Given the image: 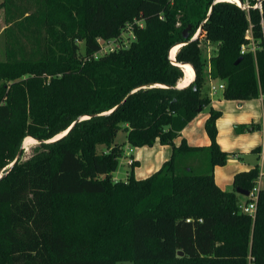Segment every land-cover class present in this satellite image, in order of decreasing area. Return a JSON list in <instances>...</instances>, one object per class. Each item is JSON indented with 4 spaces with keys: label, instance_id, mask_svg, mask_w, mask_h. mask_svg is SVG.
Wrapping results in <instances>:
<instances>
[{
    "label": "trees",
    "instance_id": "obj_1",
    "mask_svg": "<svg viewBox=\"0 0 264 264\" xmlns=\"http://www.w3.org/2000/svg\"><path fill=\"white\" fill-rule=\"evenodd\" d=\"M215 1L0 2V175L27 137L49 141L70 130L35 144L0 179V264H264V188L254 216L240 209L249 196L237 192L256 186L260 165L239 171L230 190L217 184L229 153L217 143L222 112L204 89L210 77L223 82L227 100L264 94V0H242L250 8ZM186 29L189 42L175 55L196 74L179 88L185 73L169 53ZM249 29L256 50L241 53ZM99 39L120 46L101 54ZM203 39L215 46L208 73ZM205 106L210 144L182 137L176 145ZM122 129L132 147L159 142L173 147L171 157L144 179L133 158L128 179H115Z\"/></svg>",
    "mask_w": 264,
    "mask_h": 264
},
{
    "label": "rangeland",
    "instance_id": "obj_2",
    "mask_svg": "<svg viewBox=\"0 0 264 264\" xmlns=\"http://www.w3.org/2000/svg\"><path fill=\"white\" fill-rule=\"evenodd\" d=\"M1 1L2 0H0V2ZM262 3H263V0L259 2V6H262ZM242 5L246 8H248V5H246L245 3H243ZM5 27H6L5 9L0 8V60H6L7 40H6L5 35L3 33ZM197 34H198V32L194 36H196ZM127 35L128 34H126V33L124 34V39H126L125 42L129 43L131 41V39H127L126 38ZM202 45H203L202 46L203 53L205 54V59H207L206 72L208 73V66L210 63V57L213 55V48L215 46L213 44H211L210 42L206 41L205 39L202 40ZM81 50H82V52L85 51L84 42L81 43ZM209 82H210L209 83L210 90L208 89V91L206 90V92H208L212 97L213 91L211 89H212V87H216L217 91H216V94L213 95V99L215 100V99H218L221 97V100L219 101L218 107H217L222 112L221 116L219 117L217 124H216V126L218 128L217 143L219 145H221V148L224 151L229 153V157H228L226 164L218 167L216 170V181H217L219 186L221 185V186L227 187L226 189L230 190L233 188L234 176L239 171L243 170L244 167L247 168L250 165H252V164L256 165V163H257L256 162L257 159L255 156H244L242 158L239 157L241 154L240 152H245V148H247V147L243 144H240V143L235 144V140H236V142L237 141L240 142L241 140H240V138L236 139V137L238 135L232 136V134L234 133V131L236 133H240V134L247 133V132H254V133L256 132L260 136V134L262 135V132H261V128H257L254 131L238 130V127H240L241 125L251 126V125L257 124L259 122H253V121H250V122L239 121V122H237L236 120L239 116H241L242 118H246V116L243 115L241 108H238V105L233 110L229 108L230 100H227L223 96V90L219 88V84H220L219 79L214 80V81L212 79L211 80L209 79ZM207 85H208V83H206L205 87ZM205 87H204V89H205ZM204 108L205 109L202 112H200L198 117L202 116L206 120V117L209 116L210 108H209V106H205ZM261 119L263 121L264 116ZM202 127H203L204 131L207 132L206 127H205V121H204V124L202 125ZM220 132H222V135H224V136H222L223 140H221V136H219ZM181 137L186 138V140H187V138H192L189 135V131H185L184 133H182ZM208 137H209V135H208ZM226 139L230 140L231 143H229V144L226 143ZM181 140H182V138L179 137V138L175 139L174 142L176 145H178V144H180ZM260 141H261V139H260ZM260 141L256 140L257 143H259ZM115 142L119 143V144H123V147L125 148V154L123 157H121L119 159V165L120 166H119L118 170L114 173V176L117 177V180L125 181L128 179V176H129L131 169H132V167H131L132 165H130L128 162L130 159H133L134 157H132L130 155L131 154L129 152L130 151V146H129L130 144L127 143V132L124 129H122L119 132V134L116 137ZM187 142L189 143L188 140H187ZM209 144H210V138H209ZM209 144H207V145H209ZM34 145L35 144L29 145L26 147V151L23 155V159H27V158L32 156V154H33L32 148ZM192 145H194V144H192ZM263 145H264V141H261L260 147H262ZM168 146L169 147L167 148V151L169 152V155H168V159H169L173 153V147L170 145H168ZM225 147H227L229 150L225 149ZM154 148H156V147H150V146L141 147V148L135 147V150L132 153H135V156H136V153L139 154V153H146L148 151L150 152V151L154 150ZM103 149H106V147L99 146L100 151ZM242 154H244V153H242ZM146 163L147 162L145 160H141V164H139V166H137L135 168L136 174L137 173L141 174V172L145 171V169L147 167ZM188 163L191 164L195 168H198V166H199L198 159H195V158L190 159V161H188ZM142 178L144 179L145 177H142ZM263 183H264V181H263ZM118 264H133V263L132 262H119Z\"/></svg>",
    "mask_w": 264,
    "mask_h": 264
},
{
    "label": "crops",
    "instance_id": "obj_3",
    "mask_svg": "<svg viewBox=\"0 0 264 264\" xmlns=\"http://www.w3.org/2000/svg\"><path fill=\"white\" fill-rule=\"evenodd\" d=\"M209 79L211 80V78L210 77L208 78V82H207L208 83V85H207L208 87L207 86L205 87V90H207V91H208V89L210 90ZM221 83H223V82L220 81V84ZM179 87H180V85H179ZM214 94H216V93H212L211 106L213 108L218 109L217 107H218L219 101L221 100V97L214 100L213 99V95ZM262 95L263 94H261L258 98H254V99H251V100H239V99L230 100V104H229V108L232 109V110L234 108H236V106L238 105V108H241L243 115L246 116V118H242L241 116H239L237 118V120H236L237 122H239V121H246V122L253 121V122H259L257 124L261 125L262 135L259 133L261 137L256 132L255 133L254 132H247V133L240 134V133H236L234 131V133L232 134V136H237L238 135L236 137V139L240 138V140H241L240 142H238V141L236 142V140H235V144L240 143V144H243V145H245L247 147V148H245V152H240L241 154H240L239 157L242 158L244 156H255L256 159H257V161H256L257 163L256 164L259 163V165L261 164V162H260V154H259L260 151L255 153V150H256V148H260L261 141H264L263 140L264 139V128H263V125H262L263 121L261 119L264 116V100L262 98ZM206 119H207V117H206ZM204 121H205V118H203L202 116L196 117L182 131V133H184L185 131H189V135L192 138H187V140L189 141L190 144L192 143V144H194L196 146L209 144L208 134H207L206 131H204V129L202 127V125L204 124ZM219 136H221V140H223L222 136H224V135H222V132H220ZM180 138H182V137H180ZM260 139H261V141H260ZM256 140L260 141V142L257 143ZM229 141L230 140L226 139V143H228V144L231 143V141L230 142ZM129 146H130V151L129 152L131 153L130 155L132 157H134V160H138L140 162V164H141V160H145L147 162L146 163L147 167H146L145 171L141 172V174L140 173L136 174V171H135L136 178H138V179H143L142 177L146 178L148 175H150L153 172L157 171L158 169L161 168V166L163 165L165 160L168 159L169 152L167 151V148L169 146L166 145V144L161 145L159 142H156L153 146H150V147H156V148H154V150H152L150 152L148 151L146 153H139V154L136 153V156H135V153H132L135 150V147H132L131 145H129ZM225 149L229 150L227 147H225ZM242 153H244V154H242ZM220 166H223V165H220ZM220 166H217L216 169H215V181H216V170ZM254 166H256V165L252 164V165H250L247 168L244 167L243 170H249V169L253 168ZM115 179H117V177H115ZM263 179H264V177L261 179L262 180L261 181V188H264V183H263L264 180ZM220 187H222L223 189L227 188V187H224V186H221V185H220Z\"/></svg>",
    "mask_w": 264,
    "mask_h": 264
},
{
    "label": "built area",
    "instance_id": "obj_4",
    "mask_svg": "<svg viewBox=\"0 0 264 264\" xmlns=\"http://www.w3.org/2000/svg\"><path fill=\"white\" fill-rule=\"evenodd\" d=\"M246 35H247L246 37L249 40V42L242 45L241 53H245L249 50H251L252 52L256 50L257 44H256V41H255L254 36L252 34V30L249 29L247 31ZM99 42L101 44V49H100L101 54L114 51L117 48H119V46H120V43L115 39H109L107 41H105L103 39H99ZM219 88L223 89L224 84L223 83L219 84ZM211 90L213 91V93H216L217 88L212 87ZM262 98L264 100V94L262 95ZM262 125L264 128V119H263ZM259 154H260V162H261L260 173H259V176L257 178L258 182H257L256 186L249 192V195H248L249 198L251 199V201L249 203L240 204V209L245 213H249L251 216H254L257 212V204H258V200H259L258 196H259V191L261 189V181H262L261 179L264 177V145L261 147ZM132 161L133 160L130 159L129 164H131ZM188 221H191V219H188Z\"/></svg>",
    "mask_w": 264,
    "mask_h": 264
},
{
    "label": "water",
    "instance_id": "obj_5",
    "mask_svg": "<svg viewBox=\"0 0 264 264\" xmlns=\"http://www.w3.org/2000/svg\"><path fill=\"white\" fill-rule=\"evenodd\" d=\"M218 1H226V0H216L214 4H216V2H218ZM239 1H240L239 5L242 6L243 8H246V7H244V6L242 5V4H243V1H242V0H239ZM260 1H262V0H259V2H260ZM214 4H213V6L211 7L210 12L208 13V16L211 14V12H212V10H213V7H214ZM258 6H259V3H258ZM248 8H250V7L248 6ZM205 21H206V20H204L203 23H204ZM202 29H203V25L199 28V30H198V34H197L194 38L190 39V41L196 40V39L198 38V35L201 33ZM183 36H185V39H186V40H184L183 42H180V44H178V46H182L183 44H186V43L189 42L188 39L190 38V36H189V34H188V29L184 30ZM179 48H180V47H179ZM169 55H170V58L173 60L174 63H176V64H178V65H179V64H185V62H181V63H179V62L177 61V59H176V55H175V57H172V55H171V51H170ZM239 60H240V59H239ZM239 60H238V61H239ZM238 61H237V62H238ZM179 66H180V65H179ZM180 67H181V66H180ZM192 67H193V66H192ZM193 69H194V67H193ZM181 87H183V86H181ZM181 87H179V88H181ZM84 118H87V117H81L80 119H84ZM69 131H70V130H68V131H66V132H64V133H62V134H59V135L55 136V138H54L53 140H49V141H47V140H43V139H39V138H34V137H33V138L36 140V143H35V144H37V143H41V142H51V141H55L56 139H59V138L65 136L66 134H68ZM24 140H25V139H24ZM26 147H27V146L25 145V141H23V143H22V145H21V147H20L19 154H18L17 158H16V159H15V160H14L9 166H7L8 170L0 175V179L3 178V176L6 175V174L9 172L10 169H12V167H13V166L19 161V159L22 158L24 152L26 151ZM237 192L242 193V194H245V195H249V191H245V190H242V189H240V188L237 189ZM179 255H183V252L180 251V252H179Z\"/></svg>",
    "mask_w": 264,
    "mask_h": 264
},
{
    "label": "bare ground",
    "instance_id": "obj_6",
    "mask_svg": "<svg viewBox=\"0 0 264 264\" xmlns=\"http://www.w3.org/2000/svg\"><path fill=\"white\" fill-rule=\"evenodd\" d=\"M235 1H237V3H240L239 0H235ZM179 47L180 46L177 45L176 47H174L171 50L172 57H175V53H176V51L178 50ZM179 65L182 66V68L184 70V73H185V77L181 80V82L179 83V85H180V87L181 86H187L195 78L196 72L194 71L192 65L190 66L187 63H185V64H179ZM24 141H25V145L26 146H29V145H32V144H35L36 143V140L33 137H27Z\"/></svg>",
    "mask_w": 264,
    "mask_h": 264
}]
</instances>
